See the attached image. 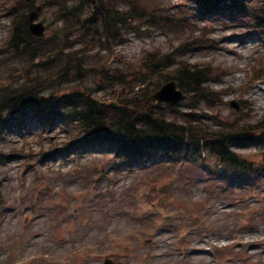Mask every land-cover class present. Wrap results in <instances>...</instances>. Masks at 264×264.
<instances>
[{
	"label": "rangeland",
	"instance_id": "rangeland-1",
	"mask_svg": "<svg viewBox=\"0 0 264 264\" xmlns=\"http://www.w3.org/2000/svg\"><path fill=\"white\" fill-rule=\"evenodd\" d=\"M138 1L146 21L109 51L90 52L94 73L64 87L87 84L111 113L146 97L156 114L191 123L207 142L253 132L229 141L243 166L231 170L207 147L199 159L152 151L121 163L97 143L76 149L79 126L28 120L0 134V264H104L107 256L121 264H264V92L251 90L264 85V0L201 13L193 0ZM46 2L0 0V98L24 82L31 58L8 50L14 20L39 6L44 39L65 37L57 7ZM47 52L38 49L40 58H52ZM193 66L208 80L201 95L150 100L176 70Z\"/></svg>",
	"mask_w": 264,
	"mask_h": 264
},
{
	"label": "trees",
	"instance_id": "trees-1",
	"mask_svg": "<svg viewBox=\"0 0 264 264\" xmlns=\"http://www.w3.org/2000/svg\"><path fill=\"white\" fill-rule=\"evenodd\" d=\"M193 1L201 6L200 11H209L224 8L228 3L231 6L234 0ZM46 3L57 7L58 20L67 29L65 37L52 34L45 40L34 36L29 29L28 11L20 20H15L8 50H15L17 54L31 53V58L24 63V82L0 98V134L19 124L27 112H33L32 119L42 128L50 122L64 127L79 126L80 131L87 134L85 141L115 150L118 158L126 163L140 161L152 151L167 153L172 158L178 155L195 159L207 147L210 152L216 151L213 154L230 169L243 166L230 150L227 135L217 134L212 138L213 142H207L206 135L200 134L202 137L199 138L191 123L186 127L178 126L156 114L146 97V104L142 106L131 102L128 106L121 104L116 113H111L106 104L94 99L93 89L87 84L73 91L64 87L67 80L77 84L80 78L94 73V68L88 66L93 56L90 52L95 50L99 56L103 51H109L112 46L123 43L129 32L135 33L143 20L146 21L147 9L138 0H48ZM34 5L30 1L29 10ZM150 18L158 22L154 14ZM161 19L169 20L168 17ZM42 45L48 47L46 54L52 58H40L38 49ZM156 62L155 66L159 64ZM39 66L42 67L37 70ZM102 73L105 77L109 75ZM152 73L156 74V71ZM170 78L193 97L204 92L203 85L208 81L205 71L196 66L180 68ZM142 87L144 84L140 89ZM133 92L138 91L133 89ZM133 97L136 96L131 99ZM84 139L78 136L74 139L83 143L79 147L81 150L87 147V142H82Z\"/></svg>",
	"mask_w": 264,
	"mask_h": 264
},
{
	"label": "water",
	"instance_id": "water-1",
	"mask_svg": "<svg viewBox=\"0 0 264 264\" xmlns=\"http://www.w3.org/2000/svg\"><path fill=\"white\" fill-rule=\"evenodd\" d=\"M38 7L30 16V29L35 35H43L45 31V26L41 21H36L39 17ZM185 98V95L181 90L177 89V83L175 81H170L161 87L155 94L151 96V100L156 101H169L171 103H177ZM234 105H236L234 103ZM253 136V133H236L231 134L230 137L234 140L248 139ZM105 264H115L110 259H107ZM120 264V263H118Z\"/></svg>",
	"mask_w": 264,
	"mask_h": 264
},
{
	"label": "bare ground",
	"instance_id": "bare-ground-1",
	"mask_svg": "<svg viewBox=\"0 0 264 264\" xmlns=\"http://www.w3.org/2000/svg\"><path fill=\"white\" fill-rule=\"evenodd\" d=\"M241 44L242 43H240L239 45L242 46ZM251 90H254V95H258L261 92H264V85L262 83H256L252 86Z\"/></svg>",
	"mask_w": 264,
	"mask_h": 264
}]
</instances>
